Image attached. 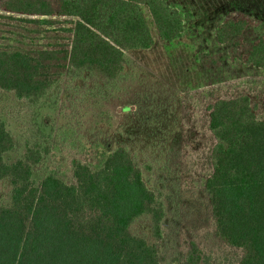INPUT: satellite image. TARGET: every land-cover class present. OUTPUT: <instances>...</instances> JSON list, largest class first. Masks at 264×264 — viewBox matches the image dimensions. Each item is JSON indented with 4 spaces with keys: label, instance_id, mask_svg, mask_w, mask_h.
<instances>
[{
    "label": "trees",
    "instance_id": "16d2710c",
    "mask_svg": "<svg viewBox=\"0 0 264 264\" xmlns=\"http://www.w3.org/2000/svg\"><path fill=\"white\" fill-rule=\"evenodd\" d=\"M0 11L9 14L0 20L59 25L63 34L56 44L27 47L0 32V91L12 92L28 116V137L10 162L5 156L15 144L0 120V184L9 186L0 201V264H160L164 207L126 147L77 142L80 158L71 159L70 175L59 168L39 181L34 175L51 153L59 87L91 82L107 100L131 62L126 54L154 44L145 13L157 38L172 43L183 32L178 10L164 0H3ZM259 25L232 10L217 27L216 42L241 64L263 69L264 37L247 40ZM209 130L215 144L204 194L215 235L235 254L234 264H264V121L248 97L238 96L211 105ZM142 221L147 236L134 231ZM169 264H203V256L192 243Z\"/></svg>",
    "mask_w": 264,
    "mask_h": 264
},
{
    "label": "rangeland",
    "instance_id": "374dc122",
    "mask_svg": "<svg viewBox=\"0 0 264 264\" xmlns=\"http://www.w3.org/2000/svg\"><path fill=\"white\" fill-rule=\"evenodd\" d=\"M164 1L182 18L181 37L172 43L160 41L145 13L154 44L126 54L131 62L107 100L96 95L91 82L60 86L58 108L50 117L55 128L51 133L47 128L52 135L51 153L34 179L39 181L52 168L70 175L71 159L80 158L77 142L108 150L122 145L138 160L144 182L164 207L160 264H169L192 243L200 250L203 264H234L235 254L215 235L204 194L215 144L209 108L217 100L246 96L256 118L264 121V68L235 60L227 46L216 42L215 32L227 13L238 10L260 20L247 40L264 37V0ZM0 15L9 14L0 11ZM57 29L59 25L45 28L0 20V32L9 34L15 46L56 44L63 36ZM27 119L24 103L12 92L0 91V120L15 144L5 156L8 162L22 151ZM8 191V184L1 183L0 201L7 199ZM134 231L147 236L148 223H137Z\"/></svg>",
    "mask_w": 264,
    "mask_h": 264
}]
</instances>
